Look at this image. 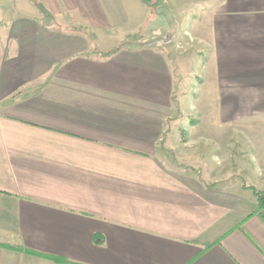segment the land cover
<instances>
[{"label": "crops", "instance_id": "1", "mask_svg": "<svg viewBox=\"0 0 264 264\" xmlns=\"http://www.w3.org/2000/svg\"><path fill=\"white\" fill-rule=\"evenodd\" d=\"M38 1L51 19L0 0V264H264L242 188L264 189V147H184L170 125L228 97L264 114V0ZM162 5L170 44H115Z\"/></svg>", "mask_w": 264, "mask_h": 264}, {"label": "rangeland", "instance_id": "2", "mask_svg": "<svg viewBox=\"0 0 264 264\" xmlns=\"http://www.w3.org/2000/svg\"><path fill=\"white\" fill-rule=\"evenodd\" d=\"M201 3L202 2H198V4ZM212 6L213 3H211L208 8L212 9ZM165 7V5H162L158 11L159 13L161 11L164 13L161 18L157 20H154V18H149L144 23V25L140 27L139 32H133L129 34L124 30L123 32L118 30L117 33L115 32L112 34V36L117 37L115 44L121 45L127 42L131 43L136 39L138 40V37L144 38L147 43L163 42L167 45L170 44V36L174 30V23L168 19ZM199 7L193 3L192 8L190 9L191 11H189L190 14L192 16L197 15ZM120 34H123L124 38L121 39ZM110 37L111 35L109 38ZM112 38H110V41H113ZM195 43L196 44L194 45L193 49L189 48L185 50L187 65L190 62L193 73L197 72V70H194L195 65L193 60L196 59L197 61H201L202 59L199 56H195V54L200 51L198 50L200 49L198 42ZM174 55L175 54L173 51L170 52L171 59L177 60L178 57ZM197 64L199 65V62H197ZM196 75H199V73H196ZM192 89V93H195V88ZM190 95L193 94L189 93V96ZM210 101H212V99ZM223 102L224 103H221V99L220 101L219 99H215L214 103L211 102L209 105H201L202 110H206V114L204 115L198 108L193 110L194 114L183 116L180 114L178 115L177 110H174V118H172L173 121H170V125L177 129L173 130L172 139H177L180 136L181 128H187L188 132L185 133L184 138L182 137V142L185 143L184 147H208L207 145L211 147L213 144H215V147H237L236 152L240 151V147H264V114L261 113L258 105L257 109L252 106V108L249 109V105L238 103V99L235 97L225 98ZM212 112H214L215 116L214 123L206 119L209 114H212ZM218 113H220L219 122L216 121L218 119ZM202 117H205V119H202ZM204 120L205 122H203ZM199 123L200 125H197ZM194 124L197 126L190 128ZM210 128L211 130L209 132L208 129ZM204 136H208V138ZM240 171L241 170L238 167L237 176L242 177L240 175ZM245 183L248 184L247 181H245ZM261 191L264 192V189Z\"/></svg>", "mask_w": 264, "mask_h": 264}, {"label": "trees", "instance_id": "3", "mask_svg": "<svg viewBox=\"0 0 264 264\" xmlns=\"http://www.w3.org/2000/svg\"><path fill=\"white\" fill-rule=\"evenodd\" d=\"M29 1L38 9V11L42 15V17H44L45 21H47V19L52 18V15L50 14V12L38 0H29ZM142 1L145 3L146 6L152 8L153 10H155V8L159 2V0H142ZM87 34L89 36V33H87ZM90 35H91V33H90ZM119 49H120V47H116L107 53H101V55L102 56H109L110 54L117 52ZM173 100L175 101V96H174ZM192 124H193V122H192ZM168 131H169V128H166L165 133H164V137ZM181 131H182L181 132L182 137L184 138V136H185L184 131L183 130H181ZM163 140H164V138L160 141V143L162 145H163ZM211 186H214V184H211ZM242 188L251 190V192H252V194L255 197L256 202H257V210L264 209V192L263 191L258 190L257 188H255L252 185H247L244 181H242ZM11 248L14 250H18V251L23 250L19 246H15V247L12 246Z\"/></svg>", "mask_w": 264, "mask_h": 264}]
</instances>
